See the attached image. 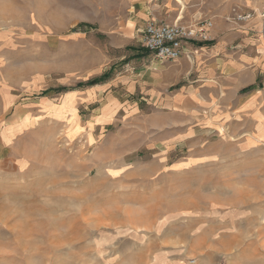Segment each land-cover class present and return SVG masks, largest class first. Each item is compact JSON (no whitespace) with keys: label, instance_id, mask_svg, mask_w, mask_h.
I'll return each instance as SVG.
<instances>
[{"label":"rangeland","instance_id":"374dc122","mask_svg":"<svg viewBox=\"0 0 264 264\" xmlns=\"http://www.w3.org/2000/svg\"><path fill=\"white\" fill-rule=\"evenodd\" d=\"M137 1L0 0V70L72 84L148 77L121 70L151 55L132 23ZM131 97L136 108L90 125L101 108L76 124L43 118L2 151L0 264H181L199 225L226 213L264 232V140L246 143L245 123L207 129L150 88Z\"/></svg>","mask_w":264,"mask_h":264},{"label":"crops","instance_id":"0c3cea01","mask_svg":"<svg viewBox=\"0 0 264 264\" xmlns=\"http://www.w3.org/2000/svg\"><path fill=\"white\" fill-rule=\"evenodd\" d=\"M136 3L132 21L135 29H143L151 19L190 24L205 18L214 23L211 39L187 45L186 53L174 61L159 60L151 52L138 59L139 51L134 52L138 58L127 61L121 70H153L150 78L125 75L117 82L108 77L96 84H88L89 80L72 84V77L55 82L37 72L15 81L0 70V154L43 118L76 124L82 121V110L101 108L88 119L90 125L98 118L106 120L117 108L134 109L138 103L131 96L140 87L150 88L152 98L165 106L193 112L207 129L229 126L235 132L245 123L246 143L264 140V32L260 16L264 0ZM235 12H255V16L240 22L234 20ZM141 45L144 47L142 42ZM192 73L195 79L191 84L180 85L172 94L168 93L173 84ZM259 78L262 85L257 86ZM112 85H116L117 93H124L108 94ZM105 96V103L100 106ZM239 222L238 217L226 213L214 217L213 225H199L187 255L179 260L181 264H188L191 259L192 264H264V232H244Z\"/></svg>","mask_w":264,"mask_h":264},{"label":"built area","instance_id":"2783aa9c","mask_svg":"<svg viewBox=\"0 0 264 264\" xmlns=\"http://www.w3.org/2000/svg\"><path fill=\"white\" fill-rule=\"evenodd\" d=\"M255 12L236 13L235 21L250 20ZM263 19L264 12L260 13ZM211 19L199 18L190 24H182L178 21L167 23L151 19L141 30V42L145 49L153 53L159 60L174 61L186 53L187 45L196 42H205L211 39L210 31L213 28ZM193 259L188 264H192Z\"/></svg>","mask_w":264,"mask_h":264},{"label":"trees","instance_id":"16d2710c","mask_svg":"<svg viewBox=\"0 0 264 264\" xmlns=\"http://www.w3.org/2000/svg\"><path fill=\"white\" fill-rule=\"evenodd\" d=\"M110 75H111V72L107 71L104 74H102L101 76L89 80L87 83L88 84H96V83H99V82L107 79L108 77H110ZM250 88L251 87L247 88L246 90H249Z\"/></svg>","mask_w":264,"mask_h":264}]
</instances>
